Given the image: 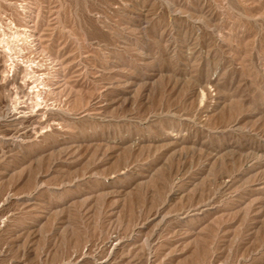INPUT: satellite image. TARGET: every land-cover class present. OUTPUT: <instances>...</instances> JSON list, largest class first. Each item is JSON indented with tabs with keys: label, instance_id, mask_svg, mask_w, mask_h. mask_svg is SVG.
<instances>
[{
	"label": "rangeland",
	"instance_id": "374dc122",
	"mask_svg": "<svg viewBox=\"0 0 264 264\" xmlns=\"http://www.w3.org/2000/svg\"><path fill=\"white\" fill-rule=\"evenodd\" d=\"M0 264H264V0H0Z\"/></svg>",
	"mask_w": 264,
	"mask_h": 264
},
{
	"label": "bare ground",
	"instance_id": "6f19581e",
	"mask_svg": "<svg viewBox=\"0 0 264 264\" xmlns=\"http://www.w3.org/2000/svg\"><path fill=\"white\" fill-rule=\"evenodd\" d=\"M14 29V28H13ZM25 30V29H24ZM27 32H28V30H27ZM28 35H32L31 33H28ZM30 39H31V37H30ZM7 48V47H6ZM41 54V53H40ZM16 60V59H15ZM41 63V62H40ZM16 67H18L17 65H16ZM18 70V69H17ZM23 82V81H22ZM27 84V83H26ZM35 85V84H34ZM30 86H32V85H30ZM41 87V86H40ZM20 88V87H19ZM21 90V89H20ZM15 96V95H14ZM19 96V95H18ZM11 102V101H10ZM16 102V101H15ZM14 103V102H13ZM24 104V103H23ZM34 110V109H33ZM114 244V243H113Z\"/></svg>",
	"mask_w": 264,
	"mask_h": 264
}]
</instances>
